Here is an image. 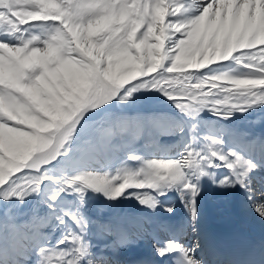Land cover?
Here are the masks:
<instances>
[{
	"label": "snow or ice",
	"instance_id": "snow-or-ice-1",
	"mask_svg": "<svg viewBox=\"0 0 264 264\" xmlns=\"http://www.w3.org/2000/svg\"><path fill=\"white\" fill-rule=\"evenodd\" d=\"M229 61L232 74L213 67ZM140 92L160 93L179 118L112 112ZM257 108H264V0H0V264H119L104 250L127 253V264H154L153 257L205 264L200 240L182 242L185 226L160 225L169 235L161 240L144 217L103 212L121 199L155 212L159 198L175 192L187 227L201 235L199 197L208 183L239 188L264 221V188L251 179L264 166V134L200 119ZM89 113L101 118L95 126ZM160 136L178 138L162 145ZM57 162L72 174L51 176L46 169ZM51 184L43 208L27 206ZM89 192L108 201L96 218ZM93 237L105 242L99 254ZM146 237L150 252L140 246Z\"/></svg>",
	"mask_w": 264,
	"mask_h": 264
},
{
	"label": "bare ground",
	"instance_id": "bare-ground-1",
	"mask_svg": "<svg viewBox=\"0 0 264 264\" xmlns=\"http://www.w3.org/2000/svg\"><path fill=\"white\" fill-rule=\"evenodd\" d=\"M205 2H208V0H205ZM181 3L187 6L191 3V0H181ZM195 14H196L195 8H192L191 10L186 12V15L188 16H192ZM225 63L226 62H224V64ZM234 66L235 65H233L231 68H234ZM156 93H157L156 94L157 98L166 99V97H164L160 93L158 92ZM152 103L142 104L136 102L133 103V105L131 104L130 107L144 110L145 112L152 111L155 109H160V110L176 113V110L172 106L171 102L167 103L166 101L164 102L160 101L159 105ZM258 112L263 113L264 108L253 109L243 114L236 113V115L238 116L241 115V117L236 118V116L235 117L232 116V118L229 120L230 124H233L234 127L235 126L242 127L241 128L242 133L255 132L257 136H259V132L262 133L264 131L260 129L259 125H257V121H258L257 118L261 115ZM210 114L211 113L209 112H204L201 114L200 119L201 121L203 120L204 124L208 123L210 120H212V118L214 119L215 116H210ZM203 115H205V118H209V119L203 118L204 117ZM253 116H257V118H253ZM176 117L179 118L178 113ZM215 119H217V117ZM201 129H202L201 132H204L206 130L203 127V125H201ZM145 142H147V137ZM168 144L170 143L168 142ZM257 157L258 156L255 155V157L253 158L256 159ZM217 174L218 176L226 174V170L224 169L218 170ZM89 195L91 197V206H88L89 214L93 218H96L99 211L107 207L108 201H106L102 195H98V194H93L92 196L91 194ZM163 197H165L168 201L171 200V202L163 203L160 201V206L156 209L155 212H152L146 208H142V206L135 199H130V200L121 199L120 201L115 203L114 207L104 211L102 218L122 217L126 220H135L140 217V214L146 215L145 227L148 228L149 231L153 230L155 232L156 237L161 240H167L169 238V235L160 230L159 227L160 225H168L173 231L179 229L181 226H185L186 232L183 234L184 236L190 232L189 235L190 238H192L193 236V242H195L196 240H200L201 248L197 250V256L198 258L202 257L205 260V264H209L208 262H210L212 258L216 257L217 255H220V253L217 251L219 247V241L217 238H215L213 232L209 231V228L213 226L216 227L218 224H223V223L226 224L227 222H231L244 228L250 238L252 249L257 251L259 247L262 248L263 243H262L261 235L264 234V221H261L259 217H257L256 214L251 210V208L246 207L247 202H246L245 194L239 188L229 190L227 192H221L216 190L213 186L207 185V183L204 184L203 190L201 192V196L199 197V207H200L201 225H202L201 235H197L196 233H193L190 227H187L189 223V218L186 215L185 209L184 208H182V210L180 209L183 206L179 201V197H176V194L173 192H170ZM228 201H232L234 203L235 208L233 209V211H228L226 209V204ZM1 205H3V201L1 202ZM27 206L40 207V208L44 207L43 203L38 199V197H30L29 201L27 202ZM167 207H173V212L172 213L166 212L165 209ZM5 211H7V209H5ZM148 217H151L152 220H148ZM45 231L50 232L51 229H45ZM55 235L59 236L60 232L57 231ZM184 239L185 238L183 237L182 242L184 241ZM151 242H152V238L146 237L144 240L140 242V246L143 247V249L146 252H150ZM92 243L96 246L93 250L99 254L103 250V245L105 242L103 240L94 237L92 238ZM104 254L113 255L114 259L116 261H121L122 264H127V261L129 259L128 254L125 252L111 254L108 253L106 250H104ZM157 258L158 257H153V260H156ZM126 259L127 261H125Z\"/></svg>",
	"mask_w": 264,
	"mask_h": 264
},
{
	"label": "rangeland",
	"instance_id": "rangeland-1",
	"mask_svg": "<svg viewBox=\"0 0 264 264\" xmlns=\"http://www.w3.org/2000/svg\"><path fill=\"white\" fill-rule=\"evenodd\" d=\"M40 29H35L34 30V34L35 35H37V34H39L40 35ZM38 35V36H39ZM224 64H222V65H214L213 67L214 68H216L218 71H222V72H226V73H229V74H232V72H233V70L234 69H236V67L234 66V68H231L234 64H232L230 61L228 62V63H226V65L225 66H223ZM190 70H192V69H190ZM149 93V94H148ZM157 93L156 92H140V93H137V94H135V96H134V100L137 102V103H142V104H144V103H152V104H158L159 105V103H160V101L162 102H164V101H166L167 103L168 102H170V101H168L167 99H162V98H157V95H156ZM156 98V99H155ZM161 99V100H160ZM131 104L133 105V103L132 102H129V104L128 105H122V106H119V107H115V106H113L112 107V112L113 113H117L116 111H121V109H123V110H126V109H136V108H132V107H130L131 106ZM160 110V109H159ZM156 112H152V113H150V114H157V115H159V116H169V117H173V116H175L176 117V115H177V112L176 113H174V112H172L173 113V116L172 115H169L168 113H163V112H161L160 113V111H157V110H155ZM258 113H260V112H258ZM147 114H149V113H147ZM260 114H262V116L263 117H261V115L257 118V116H253V118H257L258 119V121H257V125H259V127H261V128H264V112L263 113H260ZM89 115L90 116H93V121L92 122H90V123H92L93 124V126H95V122H98V121H100V117H96V116H94L92 113H89ZM211 115V114H210ZM203 116H205V115H203ZM211 116H213V115H211ZM234 117L236 116V118H239V117H241V115L240 116H238V115H233ZM216 117H214V119L212 118V120H210L208 123H206L207 125H209V126H211V127H215V128H217V129H219V128H225V129H228V130H231V131H233V126L230 124V121H228V120H220V119H215ZM182 119V118H181ZM203 121V120H202ZM205 122V121H204ZM190 123V122H189ZM228 126V127H227ZM230 126V127H229ZM235 128V127H234ZM202 130V129H201ZM241 131V133H242V130H240ZM147 137V136H146ZM146 137H145V140H146ZM160 138V141H161V138L164 140V138L165 137H159ZM166 138H172V137H166ZM176 138V137H175ZM177 139V138H176ZM224 139L227 141L229 138L227 137V136H225L224 137ZM82 140H83V137H81V138H78V140L76 141V144L77 145H79L81 142H82ZM147 140H148V138H147ZM162 140V141H163ZM169 140V139H168ZM172 142H174V141H172ZM169 145V144H168ZM54 167H55V170H54ZM96 167H98V166H96ZM47 171H48V173L51 175V176H53V177H56V178H62L64 175H71L72 174V172H71V170H68V169H66L65 168V166H64V164L62 163V162H57V163H54V164H52V165H49L48 166V168L46 169ZM56 171V172H55ZM106 171V170H105ZM108 171V170H107ZM110 171V170H109ZM260 171H263L264 172V168H260ZM254 175V176H253ZM253 177H257L255 174H252V177H251V179L253 178ZM260 184L263 186H261V185H259V184H257V183H255L254 181H253V185H255L254 187H256L257 186V188H264V183H262V182H260ZM207 185H209V186H211L210 184H208L207 183ZM260 186V187H259ZM48 187V190L47 191H42V193H41V196H39L38 197V199L42 202V201H44V200H46V198L49 196V195H51L52 194V189H54L56 186L54 185V184H51V185H48L47 186ZM173 193H175V192H173ZM89 194H91V196L94 194V193H92V192H89L88 193V196H87V205L88 206H91V197H90V195ZM176 194V193H175ZM176 197H178L177 196V194H176ZM67 198H69V196H66V197H64V199L65 200H67V201H71V200H69V199H67ZM90 198V199H89ZM164 198V199H163ZM159 199H162V200H160L161 202H163V203H166V202H171V200H169V201H167V199L165 198V197H163V196H161ZM166 199V200H165ZM178 200V199H177ZM1 202L2 201H0V206H2L1 205ZM173 205V204H172ZM87 206V207H88ZM174 207V206H173ZM182 208L183 207H181L180 209L182 210ZM226 208H227V206H226ZM228 209V208H227ZM4 211H5V209H4ZM13 212H14V214H15V210L13 209ZM144 216V218H146V215H143V214H140V217H143ZM148 220H152V218L151 217H148ZM189 234H190V232H189ZM94 238V237H93ZM185 239H186V242H184L185 244H188V241H189V239L191 240L190 242H191V244L190 245H192L194 242H193V236H192V238H189V236H187V237H185ZM125 261H127V259L125 260ZM121 264V263H120Z\"/></svg>",
	"mask_w": 264,
	"mask_h": 264
}]
</instances>
